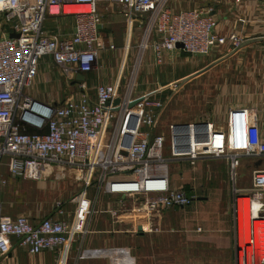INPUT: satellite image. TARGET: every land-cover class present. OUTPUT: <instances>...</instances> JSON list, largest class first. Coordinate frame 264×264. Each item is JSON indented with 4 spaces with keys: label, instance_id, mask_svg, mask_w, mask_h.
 Wrapping results in <instances>:
<instances>
[{
    "label": "built area",
    "instance_id": "obj_1",
    "mask_svg": "<svg viewBox=\"0 0 264 264\" xmlns=\"http://www.w3.org/2000/svg\"><path fill=\"white\" fill-rule=\"evenodd\" d=\"M168 1L0 0V166L6 159L12 180L40 182L54 168L76 170L86 176L83 192L72 200L76 208L70 219L64 218L65 204L57 202L55 216L38 221L2 214L1 191L6 180L0 178V258L16 248L32 256L59 248L66 251L76 236L88 234L87 224L99 212L95 200L85 199L90 180L95 181L96 195L118 198L115 207L102 211L113 224L121 216L134 214L141 216L143 233L158 232L164 211L187 207L195 199L183 189L172 187L169 162L184 160L194 165L212 158L225 161L232 184L237 264H264V167L253 169L249 187H236L243 158H253L258 165L264 163V106L231 108L219 128L208 122L197 127L189 123L188 140L183 132L174 136L176 124H172L167 148L164 135L151 133L164 101L148 96L136 101L129 87L99 85L94 100L79 93L61 104L39 101L25 93L33 86L44 57L66 80L70 73L84 76L95 69L101 44L99 4H117L129 24L143 26L140 49L151 48L157 65L164 53L176 50V44H181L180 50L189 56L203 57L228 43L233 50L241 46L242 31L235 25L248 24L245 18L238 17L231 30L221 35L209 11H173ZM221 1L238 7L243 0ZM256 1L264 6V0ZM74 6L86 10L65 12ZM48 18L73 19L71 34L57 37L47 33L44 25ZM116 99L119 103L114 107ZM132 103L135 105L130 108ZM186 146V152H176ZM125 200L131 202L129 207ZM57 259L60 263L61 252Z\"/></svg>",
    "mask_w": 264,
    "mask_h": 264
},
{
    "label": "rangeland",
    "instance_id": "obj_2",
    "mask_svg": "<svg viewBox=\"0 0 264 264\" xmlns=\"http://www.w3.org/2000/svg\"><path fill=\"white\" fill-rule=\"evenodd\" d=\"M169 2L170 0L168 4ZM205 3L211 7L218 5L216 12L221 10V14L218 12L214 17L218 23V33L221 35L231 30L238 17L245 18L249 23L243 26L237 22L242 31V44L239 47L241 51L238 56H230L222 61L221 59L231 55L232 51H224V48H229L227 45L216 47L210 56L218 60L208 66L200 76L179 84L173 88L174 91L170 89L163 93L157 91L160 88H156L157 92L146 97L164 101L163 110L151 133L164 135L167 148L170 145L169 126L172 124L209 120L219 128L227 109L231 107L258 104V109H261L264 106V6L256 1L249 10L242 4L230 12L229 6L218 0L170 2L171 6L182 5L185 9L203 8ZM71 20L58 19L53 25L51 23L50 34L57 37L69 36L73 25ZM142 30L137 44H132L136 52L122 71L121 77L122 89H132V96L136 101H140L135 99L138 98L134 95L136 87L139 82L145 81L141 75ZM43 78L49 80L39 91L43 102L61 104L68 95L74 98L79 95L76 89H72L69 94H61L63 82L60 71L51 65L43 74ZM35 88L33 87L30 93L38 97L40 95H35ZM88 94L91 96L92 93H86L87 96ZM168 151L167 149L165 157ZM258 164L253 158L241 160L237 170V188L250 186L253 169L264 167V163ZM168 168L171 178L177 180L181 189L192 195L207 198L202 207L196 209L195 204L191 203L183 209L167 211L161 217L159 231L144 234L141 238L135 237L134 233L123 232V228L119 226L121 221L112 224L113 226L110 224L111 233L104 235L102 231L97 232L105 226L102 224L105 215L101 213L107 207L110 208L112 200L115 201L117 197L96 195L95 181L90 180L85 199L92 200L97 197V220H103L93 226L97 229L96 232L90 226L88 234L76 236L66 246V260L63 264H237L234 246L236 231L231 213L232 184L224 162L212 158L201 159L194 165L184 161H170ZM85 179V174L76 170L60 171L54 168L51 174L40 182L15 180L3 190V212L8 217L24 215L32 221L52 218L56 214L57 202L66 204V201L75 200L83 192ZM83 203L81 201V205H84ZM124 203L126 207L131 205L128 200ZM18 207H27L30 210L23 213ZM64 218H70V215L66 212ZM64 251L63 248L54 251V264H60L58 254Z\"/></svg>",
    "mask_w": 264,
    "mask_h": 264
},
{
    "label": "crops",
    "instance_id": "obj_3",
    "mask_svg": "<svg viewBox=\"0 0 264 264\" xmlns=\"http://www.w3.org/2000/svg\"><path fill=\"white\" fill-rule=\"evenodd\" d=\"M172 1L174 0H170V2ZM218 1L223 2L225 5H228L229 6L228 10L230 12L234 10V6L230 2L221 1V0H218ZM170 2L168 6L173 11H179V10L185 9L184 8L185 6H182V5L171 6ZM206 3L203 8L199 7L196 9L204 10L206 12L209 11L210 14H213L214 17L217 16L218 12L219 14H221V10L216 12L218 5H214L211 7L210 4H206ZM255 3H256V0H243L242 1V4L246 5L247 10L253 7ZM80 11L82 10L81 9L67 10V12L69 13L80 12ZM98 15H99L98 24H99V29H100L99 33H100V43L101 44L99 48L100 49L99 58H98L96 67L92 72L84 75L85 80L84 82H81L82 84H78L76 82L66 80L63 76H61L62 78L61 80L63 82L62 83L63 90L61 94L66 95V93L69 94L72 89H76L79 91V93H84V94L92 93L91 96L88 94V97L90 100H94L95 99V89L99 85L119 84L121 87V77L123 73L122 71H124V69L127 67V63L131 61V57L134 56L136 52L135 47H132V44L133 45L137 44L141 29H143V26L137 22L133 24H129L124 14H122V8L118 6L117 4H112V5L111 4L110 5L109 4H99L98 5ZM68 19L71 20V18H68ZM56 21L57 20H54L53 18H48L45 22L44 30L50 34L52 32L51 23L53 25V22L55 23ZM71 21L73 22V19ZM239 25L237 26L236 24V29L238 31H240L241 29L239 28L240 27ZM71 31H72V27H71ZM227 46L229 45L227 44ZM224 51H226V53H230V51H232V53L231 55L226 54L227 56L226 57L224 56L221 59L222 61H224L226 58L230 56L231 57L238 56L240 54L241 49L233 50L229 46V48L228 47L226 49L224 48ZM210 54L204 57L203 56H189L183 53L180 50V48H176V50L174 51L164 53L162 55L161 63L157 65L154 61L153 52L151 48L148 47L141 54V58H142L141 59V63H142L141 64V69H142L141 75L143 77V80L145 79V81L142 83L139 82V85L136 87V90H135L136 92L134 93V95L137 97L150 96L158 88H160V90H157V91L164 93L170 89L173 90V88H175L179 84H184V82H188L192 79H195L196 77L200 76L201 73L199 74V72L204 71L206 68H208V66H212V64L218 60L215 57H211ZM50 65L53 68H55L49 58L44 57L40 60L39 66H38V74L36 78L34 79L33 86L25 91L26 94L32 96V94L30 93V90L33 89V87L34 88L36 87L35 95L41 94L39 92L41 87L44 86L46 82L49 83L48 79L45 80L43 78V74L45 73V71L48 69ZM39 75H41L42 77H40ZM58 86H59L58 89H60V85ZM32 97L36 100L41 101L40 99L41 95L38 96L39 98L36 96H32ZM70 98H74V97L71 95L70 96L68 95L65 98V100L70 99ZM240 107L258 109L259 106L257 104V105H250V106L241 105ZM231 108H234V107H231ZM229 109H227V111ZM205 122L213 123V122H210L209 120L193 121L191 123L194 124V123H205ZM176 132L177 134H181L183 131L178 130ZM5 161L6 159L3 160L4 163L0 166V178L6 180V184L2 188V191H1V197H2L3 190L6 187L10 186V184H12L13 181H15L9 178L8 171L5 166ZM223 162L227 170L226 163L225 161ZM169 175H170V183L172 187L181 188L177 180L172 179L170 173ZM188 194L192 195L191 193H188ZM194 196H195V199L192 203L195 204L196 209H198L199 207H202V204L206 203L207 201L206 197H201L204 199L198 201L197 198L199 196L198 195H194ZM103 197H110V196L104 195ZM117 199L118 198H116L115 201L112 200L113 202L110 205V208L115 207L116 205L115 202L117 201ZM93 200L96 201V205L99 204L97 197L96 199H92V202H94ZM65 203H66L64 207L65 213L67 212V214L70 215V218H71L75 210L74 206H72L74 202L70 200V201H66ZM1 205H2V202H1ZM18 208L21 209V207H18ZM178 208L183 209L185 207H178ZM26 209H21L20 212H23V213L29 212L28 210L30 209L29 208L27 210ZM107 209H109V207H107ZM171 209H175V208H171ZM171 209L164 211L162 215ZM2 214L8 217L6 214H4L3 207H2ZM101 214L105 215L104 223H102L105 225L104 228L97 230L95 229V227H93L94 225H96V223H98V221L103 220V219L97 220L98 215H94L87 224L88 231L91 226V229L94 230L95 232L96 230L97 232L102 231L101 233L104 235L111 233L110 226L113 224L112 219L110 218L108 214L104 212H102ZM140 217L141 216L134 215V214L130 216H122L123 219L122 218L118 219L119 222L121 221L119 223V226L123 228V232L128 233V234L134 233L135 237L139 238L145 234L141 231L142 234L138 235L137 228L140 227L139 224H142V220ZM70 218H66V219H70ZM122 225H124L125 227H123ZM135 228H136V232H133V229ZM53 254H55V252H43L39 255L32 256V255H29L26 252V250H24L23 248H16V249H13L7 256L0 258V264H54L55 256H53ZM65 255H66V251L61 253L60 264H63Z\"/></svg>",
    "mask_w": 264,
    "mask_h": 264
},
{
    "label": "water",
    "instance_id": "obj_4",
    "mask_svg": "<svg viewBox=\"0 0 264 264\" xmlns=\"http://www.w3.org/2000/svg\"><path fill=\"white\" fill-rule=\"evenodd\" d=\"M210 15L213 16V14H210ZM11 37H16V35L11 34ZM176 48H182L181 44H176ZM238 49H239V48H238ZM204 71H205V70H204ZM202 72H203V71H202ZM202 72H199V74L202 73ZM69 80H71V81H73V82L81 83V82H84L85 78H84L83 75L70 73V75H69ZM118 103H119V100H118V99L114 100V102H113V106H114V107H117V106H118ZM134 105H135V103H132V104L129 105V107L131 108V107H133ZM194 126H196V127H197V126H205V123H194ZM178 130L183 131V133H184V138H185L186 140H188V136H187V132H188V124H176V125L174 126V136L177 134L176 131H178ZM128 139H129V137H128ZM187 147H188V146H186V148H187ZM202 199H204V198H201V197H198V198H197L198 201H199V200H202ZM137 230H138V235H141V234H142V233H141V228L138 227Z\"/></svg>",
    "mask_w": 264,
    "mask_h": 264
},
{
    "label": "bare ground",
    "instance_id": "obj_5",
    "mask_svg": "<svg viewBox=\"0 0 264 264\" xmlns=\"http://www.w3.org/2000/svg\"><path fill=\"white\" fill-rule=\"evenodd\" d=\"M71 9H81L82 11H80V12H83V11L86 10V8L83 7V6H74V7L66 8L65 12H67V10H71ZM74 13H77V12H74ZM198 141H200V140H198ZM177 142H178V144H181L182 141L181 140H179V141L177 140ZM186 151H187V148L185 149V148L179 147V149H176V152H179V153L186 152ZM240 219H241V213H240ZM239 229L240 230L242 229V223L240 221H239Z\"/></svg>",
    "mask_w": 264,
    "mask_h": 264
},
{
    "label": "trees",
    "instance_id": "obj_6",
    "mask_svg": "<svg viewBox=\"0 0 264 264\" xmlns=\"http://www.w3.org/2000/svg\"><path fill=\"white\" fill-rule=\"evenodd\" d=\"M27 132H28V133H32V131H29V130H28ZM139 238H141V237H139Z\"/></svg>",
    "mask_w": 264,
    "mask_h": 264
}]
</instances>
